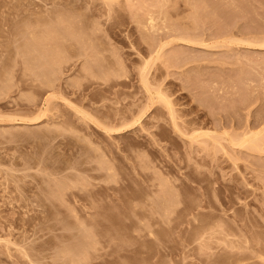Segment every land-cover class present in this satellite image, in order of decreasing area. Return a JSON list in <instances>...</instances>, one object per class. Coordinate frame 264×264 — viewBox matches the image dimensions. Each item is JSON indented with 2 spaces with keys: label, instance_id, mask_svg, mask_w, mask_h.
<instances>
[{
  "label": "rangeland",
  "instance_id": "374dc122",
  "mask_svg": "<svg viewBox=\"0 0 264 264\" xmlns=\"http://www.w3.org/2000/svg\"><path fill=\"white\" fill-rule=\"evenodd\" d=\"M142 1L0 0V264H264V0Z\"/></svg>",
  "mask_w": 264,
  "mask_h": 264
},
{
  "label": "bare ground",
  "instance_id": "6f19581e",
  "mask_svg": "<svg viewBox=\"0 0 264 264\" xmlns=\"http://www.w3.org/2000/svg\"><path fill=\"white\" fill-rule=\"evenodd\" d=\"M104 1H105V0H104ZM143 1H144V0H143ZM143 1H142V2H143ZM107 2H109V1H107ZM131 2H132V1H131ZM109 4H110V3H109ZM130 5H131V4H130ZM133 5H134V4H133ZM144 5H145V4H144ZM134 6H135V5H134ZM142 6H143V3H142ZM149 6H150V5H149ZM143 7H144V6H143ZM145 7H146V6H145ZM147 7H148V6H147ZM137 8H138V7H137ZM139 8H140V7H139ZM142 9H143V8H142ZM142 9H140V10H142ZM136 11H137V10H136ZM136 11H135V12H136ZM138 14H139V13H138ZM135 15H136V14H135ZM260 44H264V40H263ZM42 63H43V62H42ZM42 65H43V64H42ZM44 65H45V64H44ZM38 68H39V67H38ZM41 68H42V67H41ZM42 69H43V68H42ZM140 71H141V74H140V75H142V76H141V79L144 80L143 83L147 86V84L150 83V82H149L150 80H149L148 77H147V74H146L147 71H146L145 66H143V67L141 68ZM48 74H49V73H48ZM48 74H43V77H44V78H43V82H44L47 86L50 87V86H53V82H54V81H53L52 78H50V76H49ZM44 83H43V84H44ZM48 100L51 101V100H52V96L48 97ZM255 145H257V144L255 143ZM167 205H168V204H167ZM165 208H166V207H165ZM211 228H212V226H211Z\"/></svg>",
  "mask_w": 264,
  "mask_h": 264
}]
</instances>
